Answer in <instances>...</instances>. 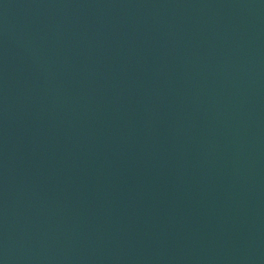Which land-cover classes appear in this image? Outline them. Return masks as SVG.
<instances>
[{
  "label": "water",
  "instance_id": "95a60500",
  "mask_svg": "<svg viewBox=\"0 0 264 264\" xmlns=\"http://www.w3.org/2000/svg\"><path fill=\"white\" fill-rule=\"evenodd\" d=\"M239 16L264 38L253 0H0V264H264Z\"/></svg>",
  "mask_w": 264,
  "mask_h": 264
},
{
  "label": "rangeland",
  "instance_id": "374dc122",
  "mask_svg": "<svg viewBox=\"0 0 264 264\" xmlns=\"http://www.w3.org/2000/svg\"><path fill=\"white\" fill-rule=\"evenodd\" d=\"M242 4L240 2L238 6V15L243 12L242 8L244 5ZM253 8L257 15L255 16L256 20L258 21L261 18L264 21V0H253ZM251 23L254 25L253 28L255 30L257 26L259 27L257 22L251 21ZM235 26L239 29L238 41L243 44V48L235 49L236 52L231 55L227 62L223 61L224 57L221 59L220 74H225L229 79L246 86L250 100L264 107V38L255 37V35H260V33L259 31L255 33L254 30L250 29V22L245 17H237ZM261 42H263L262 46L259 45ZM251 56L254 62L247 59Z\"/></svg>",
  "mask_w": 264,
  "mask_h": 264
}]
</instances>
